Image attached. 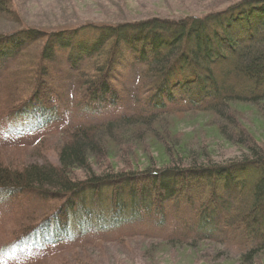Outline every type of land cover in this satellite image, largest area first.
I'll use <instances>...</instances> for the list:
<instances>
[{"label":"trees","instance_id":"1","mask_svg":"<svg viewBox=\"0 0 264 264\" xmlns=\"http://www.w3.org/2000/svg\"><path fill=\"white\" fill-rule=\"evenodd\" d=\"M18 14L0 0V264H92L78 251L160 234L264 253V0L53 31Z\"/></svg>","mask_w":264,"mask_h":264},{"label":"rangeland","instance_id":"2","mask_svg":"<svg viewBox=\"0 0 264 264\" xmlns=\"http://www.w3.org/2000/svg\"><path fill=\"white\" fill-rule=\"evenodd\" d=\"M240 1L242 0H12L17 14L19 13L28 26L50 31L73 29L89 23L114 25L155 17L173 20L191 16L203 17L223 11ZM13 29L12 21L1 16L0 32L7 34ZM73 117L75 114L62 121L60 126L71 122ZM108 117L109 114L100 116L87 114L84 118L98 122ZM253 129L257 131L256 128ZM5 130L0 131V143H13L15 141L13 138L4 136ZM60 139H53L50 143H57ZM207 142L215 146L213 155L218 162L237 159L244 155L238 148L221 142L212 140ZM42 158L49 163H57L54 152H49ZM6 212V205L0 204V223L6 220ZM160 235L153 240L145 238L118 244H102L99 248L85 251L82 249L78 253L88 251L93 260L92 264H264V253L255 258L256 256H250L247 250L235 244L224 243L220 238L218 241L201 243L191 241L189 246L178 249L175 246L163 245ZM190 244L195 247L190 248ZM40 255L41 253H38L36 257L30 258H41ZM21 261L18 264H21Z\"/></svg>","mask_w":264,"mask_h":264}]
</instances>
